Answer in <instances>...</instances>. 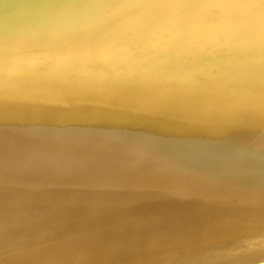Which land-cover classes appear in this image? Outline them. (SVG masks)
Instances as JSON below:
<instances>
[{"label":"bare ground","instance_id":"6f19581e","mask_svg":"<svg viewBox=\"0 0 264 264\" xmlns=\"http://www.w3.org/2000/svg\"><path fill=\"white\" fill-rule=\"evenodd\" d=\"M0 264H264V2L0 0Z\"/></svg>","mask_w":264,"mask_h":264},{"label":"snow or ice","instance_id":"6c2138e0","mask_svg":"<svg viewBox=\"0 0 264 264\" xmlns=\"http://www.w3.org/2000/svg\"><path fill=\"white\" fill-rule=\"evenodd\" d=\"M262 2H264V0H262Z\"/></svg>","mask_w":264,"mask_h":264}]
</instances>
